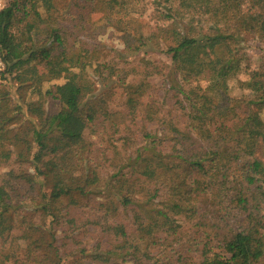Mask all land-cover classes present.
I'll return each instance as SVG.
<instances>
[{
	"label": "trees",
	"instance_id": "trees-1",
	"mask_svg": "<svg viewBox=\"0 0 264 264\" xmlns=\"http://www.w3.org/2000/svg\"><path fill=\"white\" fill-rule=\"evenodd\" d=\"M67 1L62 13L56 0H7L0 10V81L38 94V85H24L37 65L60 60L78 70L60 85L58 111L39 104L21 134H9L20 119L0 104V145L14 146L22 162L31 154L34 165L1 176L0 264H62L73 251L70 264H264V52L239 81L248 94L228 87L248 61L242 37L264 47V10H244L264 9V0H109L127 18V54L173 40L161 49L170 62L147 59L141 68L172 92L166 108L129 93L109 103L104 89L125 70L74 49L87 44L98 0ZM146 12L155 25L144 33L133 16ZM64 226L78 236H58Z\"/></svg>",
	"mask_w": 264,
	"mask_h": 264
},
{
	"label": "rangeland",
	"instance_id": "rangeland-1",
	"mask_svg": "<svg viewBox=\"0 0 264 264\" xmlns=\"http://www.w3.org/2000/svg\"><path fill=\"white\" fill-rule=\"evenodd\" d=\"M2 4L5 5L7 0H0ZM57 9L59 13H62L63 8L68 3L67 0H56ZM244 10L249 14H258L264 9H260L259 7H254L249 4L244 5ZM134 19L138 21L135 26L141 28V30L146 33L151 28H153L154 21L150 19L149 12L142 17L133 16ZM89 19L92 22L90 23V29H85L83 32V37L87 44L78 43L74 49L81 51L84 55L87 53H92V59H103L107 62L115 59L116 67H120L124 69V74H120L119 76L112 78L113 82L111 85L104 89L109 90V103L111 105H115L119 103L126 93L131 95H144V99H152L157 98L159 100V106H163L166 108L169 105L170 95L172 92L167 90L166 85L163 82V78L158 75H154L148 78H143L141 71L142 66L145 64L147 59L151 60H160L170 62L168 56L161 49H165L166 45L172 44L173 40L168 38L161 42L160 50L155 47L151 52H139L137 54H127L124 50L120 34L124 28V23H127V18L123 16H119L115 13L114 7L109 0H98L96 4L89 11ZM61 20V18H60ZM61 25L67 28H73L71 22L67 19L61 20ZM217 42V41H216ZM216 42L212 43V46L216 44ZM241 51L245 52L247 55L248 61L243 64L241 70L228 81V87L231 96L241 97L243 95L248 94L249 92L242 89L239 86V81H245L249 79V75L252 70H254L257 66L260 57L264 52L263 45L251 34H245L242 37V42L240 44ZM77 68H72L66 65V63L60 60H52L47 65H37L36 69H33L30 73V77H28L27 82L24 84L25 86H29V84L38 85L41 93H36L35 91L31 92L30 87L21 88L16 82L12 79H4L0 81V96H8V100L0 101V104L9 106L16 118H19V123L13 125L12 130L9 134H12L14 131L21 134V129L29 126V124L36 121V115L39 109V104L43 106L45 111L49 114H52L62 106L60 102V85L67 78H75L77 79V75L73 77L71 73H77ZM123 78V81L121 80ZM198 84L202 88H205L207 82L205 80L197 81ZM49 90V93L46 91ZM104 92V91H102ZM204 99L206 103H208V95L203 92ZM30 102L29 106L28 103ZM28 107V108H27ZM8 109L7 112L10 111ZM12 113V112H11ZM259 117L264 121V111L259 113ZM256 123H258V119H256ZM35 149L33 150V152ZM32 152V153H33ZM49 157V153L44 155V159ZM30 157L22 162L17 157V149L8 142H5L3 145H0V179L3 174L8 172L10 169L20 170H28L30 172H34V165L30 162ZM147 176H154L155 171L151 168H147L144 173ZM21 189L24 190L25 186H21ZM66 202L64 199L62 203ZM38 204V200L33 199L31 201V206L28 205V209H32V206ZM126 213L123 214V219L127 217ZM122 221V220H118ZM124 221V220H123ZM125 222V221H124ZM57 235L61 236V230H65L67 235L78 236L77 231L67 229L64 227H57ZM64 233V232H62ZM82 237V235H81ZM71 238H68L67 241H71ZM110 235L107 238L109 242ZM95 241H92V245H94ZM106 245H102L101 249L106 248ZM95 246V245H94ZM78 253L73 251L71 255L65 256L62 264H70L74 257H78ZM84 264H97L90 258L84 259ZM101 264V263H98Z\"/></svg>",
	"mask_w": 264,
	"mask_h": 264
},
{
	"label": "built area",
	"instance_id": "built-area-1",
	"mask_svg": "<svg viewBox=\"0 0 264 264\" xmlns=\"http://www.w3.org/2000/svg\"><path fill=\"white\" fill-rule=\"evenodd\" d=\"M4 7V4H2V1H0V10L2 9ZM3 63H2V61H1V59H0V69L2 70L3 69Z\"/></svg>",
	"mask_w": 264,
	"mask_h": 264
}]
</instances>
